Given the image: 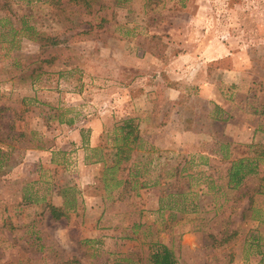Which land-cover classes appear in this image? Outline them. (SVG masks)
<instances>
[{"label": "rangeland", "instance_id": "obj_1", "mask_svg": "<svg viewBox=\"0 0 264 264\" xmlns=\"http://www.w3.org/2000/svg\"><path fill=\"white\" fill-rule=\"evenodd\" d=\"M165 20L182 47L236 35L264 68V0H0V264H151L159 244L176 264H264V154L229 189L212 140L162 133L159 93L151 113L125 112V44L165 40ZM259 85L236 103L263 104ZM252 138L241 158L264 149Z\"/></svg>", "mask_w": 264, "mask_h": 264}, {"label": "crops", "instance_id": "obj_2", "mask_svg": "<svg viewBox=\"0 0 264 264\" xmlns=\"http://www.w3.org/2000/svg\"><path fill=\"white\" fill-rule=\"evenodd\" d=\"M173 27V23L163 21L164 33L169 37L163 40L167 46L159 55L138 44L131 47L135 44L132 39L128 40L130 47L125 44V69L135 68L137 74L125 83V112L135 116L134 110L140 106L146 115L153 111L155 101L160 102L156 119L165 123L162 133L169 141L186 146L187 139L207 137L213 146L203 152L209 157L217 155L229 165V159L241 158L237 152L240 147L254 148L252 137L264 135V101L252 107L234 100L238 91L246 92L257 82L261 90L256 95H264V68L236 35H222L216 42L192 41L182 47L183 34ZM249 37L251 46V29ZM151 69L154 71L148 77ZM136 89L140 94L134 98ZM155 92L159 93L157 100L147 103ZM98 122L96 117L91 119V142L100 132ZM252 150L250 156L254 155Z\"/></svg>", "mask_w": 264, "mask_h": 264}, {"label": "trees", "instance_id": "obj_3", "mask_svg": "<svg viewBox=\"0 0 264 264\" xmlns=\"http://www.w3.org/2000/svg\"><path fill=\"white\" fill-rule=\"evenodd\" d=\"M147 42H150V44ZM147 42L145 41L144 43L146 45V48L150 49L153 46V48L157 52L156 53L157 55H159L161 48L164 47L163 41L161 40V35L151 34L148 37ZM119 128L125 133V135L123 136L125 139V146H127L128 142L134 145V143L138 140L139 136H138L136 124L133 123V119L125 118L124 120L121 121V125L119 126ZM263 154H264V149H260L258 152H254L253 157L237 158L229 161V165L225 170V176L227 177L226 180L227 187L229 189L237 188L243 182V180L247 175H250L251 173H255L256 170L255 168L257 165L256 163L257 156ZM129 182H130L129 180L125 179V187L130 186ZM260 187L261 184H258L253 191L260 192ZM247 198H248V207H249L250 203L252 202V196L248 195ZM48 212L51 218L55 220L59 219L65 214L61 209L53 205L48 206ZM207 235L210 238L213 237L212 234H207ZM228 237L230 236H226L224 240H226V238L228 239ZM148 260L151 264H176V261L170 250L166 246L160 244L157 245V247L150 253Z\"/></svg>", "mask_w": 264, "mask_h": 264}]
</instances>
